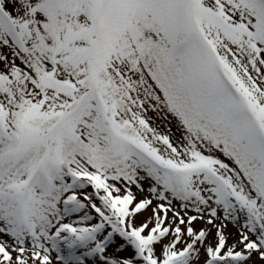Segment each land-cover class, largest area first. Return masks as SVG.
<instances>
[{
	"label": "snow or ice",
	"instance_id": "obj_1",
	"mask_svg": "<svg viewBox=\"0 0 264 264\" xmlns=\"http://www.w3.org/2000/svg\"><path fill=\"white\" fill-rule=\"evenodd\" d=\"M0 264H264V0H0Z\"/></svg>",
	"mask_w": 264,
	"mask_h": 264
}]
</instances>
